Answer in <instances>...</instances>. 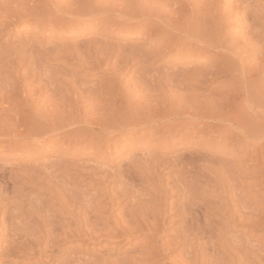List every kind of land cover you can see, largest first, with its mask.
I'll return each mask as SVG.
<instances>
[{
	"label": "bare ground",
	"instance_id": "1",
	"mask_svg": "<svg viewBox=\"0 0 264 264\" xmlns=\"http://www.w3.org/2000/svg\"><path fill=\"white\" fill-rule=\"evenodd\" d=\"M26 1L27 0H0V10L5 11V13L10 12L12 7H14V6H10L11 9L8 6H9V4H14L15 10H17V11L14 12L15 11L14 9H13V11L12 10L11 11L14 12L15 14H19L20 8L22 6H25L26 9H24L23 12H27L30 9L29 14H31L30 16H32V17H34L37 14L36 16L39 15L38 17H40V18L49 17V19H47V20H52V21L54 19L59 18L60 21L62 20L64 22L67 20L66 18L72 19L73 20L72 22H74L75 19L81 18V17L85 18L86 16L88 17V15H89V17L90 16L91 17H97V16H101L104 14H107L108 16L114 15V16H117V18H126V19H130V18L131 19H139V18H141V20L142 19L143 20L148 19L150 21H147L146 23H141V24H143L142 26L148 25V23L152 24L150 31L155 30V32H157V30L159 28L161 29L162 28L161 26L165 25L164 23H166V24H168V27L171 28L172 32H174L176 34L174 37H171V36H173L172 33L169 36L168 30H167L168 27H166L167 29L164 27L165 28L164 32L166 33V31H167V35L169 37H171L172 39L176 37L177 40H181V38L180 39L177 38L178 35H182L181 37L184 36L185 38H194V40L197 41V42H195L196 44H198V42H199V43L207 45V47H209L211 49V53H212V49H221L223 47V45H225L226 43L229 42L228 41L229 39L227 38L229 36L228 30L225 29V30H227L226 33L228 34V36L226 33L223 32V31H225L224 28H227L228 27L227 25H229V24H227L228 21L225 22L224 20H223L224 23H222V19H224V17H223V14L222 15L219 14V10H220L221 6L219 7V1L218 0H211L208 3L206 2V0L204 3L202 2V0H193L196 3L192 2V0H186L184 2H181V0H108L109 2L113 1L114 5L111 3L113 6L111 5L110 8L106 7V8H101V9H99L98 5L100 4V6H101L102 5L101 3L105 0H59V1L57 0L58 2H56V3L52 2V1H56V0H45V1L43 0V2H44L43 4H42V1L40 0L41 1L40 6H42V8H41V11L39 9L38 12L36 10L38 8L36 6H34V4H32L31 1L30 2H31L32 6L30 5V3L29 4L27 3L28 5H26L25 4ZM36 1L38 2V0H36ZM225 1H227V0H225ZM178 2H181V4L179 6L173 8L172 5L176 4ZM103 3L107 4V2H103ZM220 3H222V2H220ZM241 3H243V2H241ZM223 4H224V2H223ZM248 4H249V6H251L254 3L251 5H250V3H247V5ZM2 5H4L5 7H2ZM35 5H39V2ZM74 5L75 6L78 5V6L75 7ZM232 5H233L232 0L231 1L229 0L228 6H225V7L231 8ZM237 5H240V3H238V4L236 3L235 6H237ZM243 5H246V3ZM27 6H30V7H27ZM95 6H97L98 8ZM255 6L257 7V5H255ZM258 6H259V4H258ZM200 7L202 9H207L205 11L208 12L207 13L208 16H205V14H203V15L200 14V12H202V10L200 11ZM256 7L254 8L252 6V8H254L253 9L254 11L256 10ZM185 9L187 11L184 14L183 11ZM232 9H234V8L232 7L231 10ZM240 9H239V11H241ZM225 10L228 11V9H225ZM258 10H259V8H257V13L259 14V16L261 18L263 10L262 9H260L261 11L259 10L261 13H259ZM205 11H203V12L205 13ZM232 11L233 12H230V13L234 14L235 11L234 10H232ZM20 12H22V10ZM250 13H252V12H250ZM250 13L248 12L246 14L248 15ZM33 14H35V15H33ZM169 14H171V17L168 16V18H167V15H169ZM258 14H256V16H258ZM174 15H177L175 20L173 18ZM227 15H229V14H227ZM250 15L252 16V14H250ZM256 16H255V18H257ZM259 16H258V18H259ZM263 16H264V13H263ZM38 17H36V20ZM250 17H248V18H250ZM253 17H254V15H253ZM253 17H251V18L253 19ZM169 18H171V19H169ZM172 18H173V20H172ZM225 18H227V16ZM188 19L191 22L193 21V24H194L193 27H192V23H190V21L188 22ZM18 20H19V18H18ZM77 20H80V19H77ZM258 20L254 21V22L256 25L260 24V28H261L262 23L259 22L261 20H259V21ZM42 21H43V18H42ZM69 21H71V20H69ZM257 21L259 22V24H257L258 23ZM38 22H41V20ZM49 22H51V21H49ZM204 22L206 24H204ZM249 22H251V21H249ZM252 23L253 22H251L249 24L245 23V24H247L248 30H249V28L251 30V27H248V25L251 26ZM60 24L64 25V23H60ZM65 25L67 26L66 23H65ZM158 26H160V27H158ZM194 26L195 27L197 26L198 28H194ZM199 26H201V27H199ZM225 26H227V27H225ZM263 27L264 26H262V28ZM193 28H194V30L195 29H197V31L199 30V32H196V30H195L196 33L193 34L192 33V32H194ZM256 28L257 27H255V29ZM255 29H254V31L258 30V29H256V30ZM158 31H162V29L158 30ZM262 31L264 32V28ZM120 32H121V30H120ZM207 32L209 33L208 35H206ZM211 32H213L212 34H214V36H216L217 39H220V40L222 39L223 42L217 43L218 40L210 34ZM250 33L254 34L255 38L257 37L255 35L256 32L253 33V31L252 32L250 31ZM203 34H205V35H203ZM252 34H251V36H252ZM259 34H258V38H260ZM155 35H160V33L158 32ZM165 35L161 37L162 40L159 41L160 44L157 45V52L155 53V55L151 54L152 56H155L156 59L158 56L160 57V55L162 56V54H164V52L162 53V51H161L162 49L159 50L160 46H162L163 44H166L167 41H168V43H170V41H173V40L169 41V37H167V35L166 36ZM154 36H153V38H154ZM207 36L208 37L211 36V38H208ZM252 37L250 40H252ZM212 38H214L215 41L217 40L216 43ZM242 38H240V39H242ZM226 39H228L227 40L228 42H225ZM183 40L184 39L182 38V41ZM188 40H189V43H191V41H190L191 39H188ZM210 40H213V41H210ZM231 40H234V39H231ZM255 40L257 42H259L258 39H255ZM175 41H174V43H175ZM256 41H254V42H256ZM178 42H180V41H177L176 43H177V45L181 46V48L182 47L184 48L187 46V44H186L187 39H185L183 43L180 42L181 44H179ZM254 42H252V43L254 44ZM257 42L255 43L256 45H257ZM263 42H264V40H263ZM249 43H250V41H249ZM154 44H155V48H156L157 42L154 41ZM230 44L232 46V43H230ZM169 45H170L169 46L170 50H171V48L173 49L174 44L172 45L170 43ZM171 45H172V47H171ZM258 45H259V43H258ZM237 46L239 47V49L237 48ZM237 46L235 45V47L238 50H240L242 47V46H240V44L239 45L237 44ZM4 47H5V49H6V47L8 48V46L6 44ZM32 47L33 46L31 45V48ZM151 47H152V45H151ZM169 47H168V49H169ZM200 47H202V46H200ZM204 47H206V46H204ZM204 47H202V48H204ZM225 47H226V45H225ZM225 47H223V48H225ZM227 47H228V45H227ZM227 47H226V49H227ZM35 48L36 47H33L32 49L35 50ZM234 48H233V50H230V48H228L227 50H229L230 52H232V51L234 52L235 51ZM244 48H246V47L243 46V49L241 51H244ZM258 48L259 49L257 51L255 50L251 54H249L251 51L250 52L244 51L245 53L243 52L244 54H246V53L249 54V55L246 54L247 57L250 56L253 58V60H250L251 58L248 59L249 57L248 58L245 57L247 60L244 61L243 58L241 59L238 56L237 51H235L236 53L234 52L235 54L233 53L234 55H232L231 58H230L231 54L228 55V57L230 59H228L227 57H226L227 59L226 58L223 59L224 57L221 58L225 61L224 62L222 60L224 62V64L217 61L215 63H212L210 65V68H208V69L204 68V70H202V68L201 69L199 68L200 69V71L198 70L199 73L197 71H196L197 73L194 72L192 74H191V72H187L188 74H191L193 76L192 78H190L191 75H189L190 77L188 76V78H186V79H178V74H176L174 71H173L174 73H172V74L171 73L168 74L167 71H163L164 73H166V75L159 74V76H161V77H158V76H157L158 78L156 77V79H158L157 80L158 83H156V85H154V88L152 87L153 89H155V95L153 94L154 97H151V98H154L151 100V102H153L154 104H150L147 106L142 105L144 107H141V104L140 105L138 104L140 107L137 106V104H136V107H138V108L135 109V107L133 108V104L130 103L132 105V108L130 107L129 109H127L124 107V110L126 112L124 111L122 113L120 112V110H117V112H116L113 109H109V110L113 111V114H116L119 111L120 112L119 114H121V115H123V114L126 115L127 111L129 110L128 111L129 116L127 115V117H126L124 115L125 119L122 116L123 120H122V118H120L122 120V122H120V123H118L114 120L116 118L109 119L106 117L107 119H105L102 116L105 114V112L103 114V111L101 112L100 109L99 110L101 113L100 112L98 113V110H96L97 111L96 113L99 116L102 114L101 118L96 116V114L90 115L89 112H93L92 110H90V111L86 110L87 113L84 112V115H82V117H81V113H80V114H78L79 116L75 115L72 118L71 117L72 114L70 113V111H68L69 113L66 112L67 108L69 107L68 102H70L71 106L74 105V107L72 106L73 109L70 108L71 106L69 107L70 109H72L71 111H74V112L77 111V113H78L82 110V112H83V109H82L83 107L81 106L82 103L79 102V100L81 101L82 99H80V97H79V98H75V99H72L69 101L68 95H59L58 90H60V89L58 88L57 85H54L55 84V82H54L55 76L53 77L54 81L52 80V82H54V83H51L49 80V82H50V85H49V82L48 81L46 82V80H45L48 77V74L43 72V71H42L43 74H47L46 76L45 75L43 76L45 79H42L41 76H40L41 77V79H40L39 75L41 74V71L39 72L37 70L38 73H36L37 71L35 69H33L36 72H34L33 70H32L33 72H31L32 76H34L33 74H35V77L37 79L39 78L43 82V84L40 83L41 85H39L38 87L36 86L37 88L34 90H32V88L30 90L27 89L28 88L27 84L25 82H22L23 79H25V77H24V74L20 73L21 72L20 69H18L15 72L13 71L18 76L17 77V83L13 82V83H10L9 86H7L8 82H9V81L7 82L8 79H4L3 81L0 80L1 81L0 82V103L3 104L5 102H7V104H6L7 107L5 109H7V111L8 110L11 111V110L15 109L16 110L15 112L20 113L19 110L22 109L21 108V106H22V107H25L26 109H28V112L29 111L31 112L29 119H27L25 117L29 113L24 114V116L17 114L18 115L17 118L15 120L10 119L11 120L10 121L9 119H6V117H3V113L6 110L2 109L3 111H0V139L7 138L10 136V133L12 131L13 132L16 131L17 138H21L22 140L23 139L33 140L34 138H35L34 140H37L36 138H38V139L42 138L44 140V142L46 141L49 144V142H51V141L55 142L54 136L56 134H58L59 131L61 132L65 128L66 129L65 134L64 135L62 134V136H60V137H58V136H56V137H58L59 139L63 138L65 140V142H69V144L67 146L72 145V142H73L72 136L73 135H74V139H75L74 143H75V141L85 142V143L90 142V144L86 145L87 144L86 143L85 144L86 146H84V149H86V150L88 149L87 152L89 153V152H92L95 150L94 142H95V140H97V138L100 142V145H102L105 142V139H104L105 137H103L102 135L106 136V138H107L108 135L120 133L121 135L128 137L137 131L141 132L143 130H145V131L149 130L150 133H152L151 131L155 132L157 130H163V129L168 131L169 129H167L166 126L171 125L173 128H174V126L175 127L179 126L180 127V128L178 127L179 131L187 128L188 129L187 133L191 134L190 137H192V134L198 135L201 130H203L204 128L206 129V126H208V128L210 127V130L209 129H206V130L211 132L214 136L217 135L220 138L225 137L226 140L228 139L227 141H229V144L231 143L233 145V146H231L232 147V158L231 159H227V158L225 159L223 157L203 156L200 160H197V159L196 160H194V159L187 160L186 158H183L182 156H181V158H183V159H181L180 156L178 155L179 158L176 157L175 159H173L174 158L173 157V158H169L170 159L169 160V159H167L168 157H166V159L169 161L165 160L164 158L163 159L165 161L164 160L162 161V159H160V157H158V156L154 157L153 155L152 156L146 155V156L136 157L134 160H132L128 163H125V166H123V165H122L123 167L119 166V168L118 167L117 168H115V167L111 168V166L109 167L110 169H108V167L107 168L105 167L106 169H104L102 167H101L102 169H97L98 167L97 168L96 167H94V168L89 167L90 171H88L89 169L88 170L86 169L87 173H85L83 175V179L85 178L86 181H90L91 183H95V186L102 184V186H104V188H100V191L96 192L97 199H95L96 200L95 202L93 201L94 205L91 204V202H92L91 200H93L92 198H96V197H94V196H92V198L90 197L91 199H89V201H91V202L89 203V205L91 204L93 208H91L88 204L87 205L90 207L89 209L88 208L84 209V208L79 207L76 212H74L75 208H72L71 211H68L66 208V211L71 212V213L73 212L75 214L74 217L76 216L77 218L76 217L75 218L78 221L77 220L75 221V222H77L76 224L73 222L75 224V227L71 226L72 223L70 226L68 225L69 227H63L65 229L62 228L63 231L61 233H59V235H58L59 237H58L57 241H60L59 238L62 239V236H65V237L79 236L78 239H81V238L85 239L86 238V239H88V241H90V240L94 241V240H100L101 239V240H110V241L116 240L118 242H121L122 240H125V239H128V240L129 239H135V237L137 235L138 236H140V235L146 236V239H145L146 241L143 240L144 242L142 241L143 243L141 242L140 244L139 243L138 244L132 243L133 245L130 248L128 247L129 248L128 250L125 249L126 251H122V250L120 251L118 249V251H119L118 252L115 249L117 252H114L113 249H112L113 250L112 251V250L108 249V247L106 246L108 251L110 250L111 252L109 251V253L106 254L107 251L104 249L106 247L102 248V250L104 249L106 251V253H104V250H103V253L106 254V256L100 254L101 258H102V259L100 258L101 263H100V259H96V260L94 259L90 262V264H92V262H94V261H95V264H141L142 259L149 260L147 262L161 261L162 264H203L202 262L205 260L206 256L208 254L210 255V253H209L210 251H212V252H211V257L209 256L210 259L207 258V260L209 259L208 264H264V256H258L257 255L258 257H256V259L257 258L258 259H257V261H256V259H254L256 261V262H254V260L252 259V256L254 255V254L252 255V252H254V251H253L252 247H250L251 248V253H250L249 247L247 245L248 243L245 242L244 240L243 241L245 242V244L247 243L245 246H242L243 243L241 244L242 241H240V240L237 241L240 243L237 244V246H236L235 245L236 240H235L234 241L235 243H233L235 247H233V245H231V241L228 240L229 238L227 239L229 242L225 241V243H224V240L227 238V234H230L229 232L227 234L225 233L226 237L223 238L224 240L222 239L223 242H221L222 240L220 241V237H222L221 235H223L222 230L226 229V232H227V227H225V225H223L224 222L221 224V218H223V217L219 216V215H221V213L219 214L220 210L218 211L219 208L220 209L221 208H224V209L229 208V212L231 213L232 218L233 217L239 218L240 222H242V220H244V221L246 220L247 224L248 223L252 224L253 222L258 223V224L255 223V225L264 224V61H262V62L258 61L259 58H261V57H259V55L261 56L260 52H262L261 51L262 48L260 50V45ZM263 48H264V45H263ZM8 49L10 50V48H8ZM29 49H30V47H29ZM29 49L27 50V52L29 51ZM36 49L38 52H41V50L39 51V48H36ZM40 49H41V47H40ZM184 49L188 50L189 46H188V48H184ZM205 49L206 48L201 49V50H204V52H205ZM222 49L220 51H224V49L223 50ZM1 50L3 51L4 49H1ZM11 50H13V49H11ZM19 50H21V47ZM24 50L22 48V52ZM154 50L146 51L144 53L142 52L143 54L142 53L140 54L139 64H141L142 67L144 66L143 69L141 67V69L143 71L145 69L148 72L147 69L151 68V66H149L148 68H147V66L150 65V63L148 62L149 56H151L150 52L154 51ZM195 50H196V48H195ZM201 50H200V53H201ZM207 50H209V49H207ZM2 51H0V52L2 53ZM6 51H7V49H6ZM6 51L5 52L3 51V52L7 55L4 56L3 53L0 54L2 56V58H4V59L9 58V60L6 61V59H5L3 62V59L0 56V58H1L0 62L2 60V63H0V79L2 77L1 74L3 73V71H6L8 73V72H11L13 70L12 67H13L14 63L12 60H15V58L17 59V57L14 58L12 56L13 55V52H12V55H11L12 65H11V63L9 64L8 62L10 61V55L8 56L9 52H6ZM53 51H54V49H53ZM192 51L194 52L193 48H192ZM241 51H239L238 53L240 54ZM135 52H134V54H135ZM165 52H167V51H165ZM18 53L20 55V52H18ZM190 53H192V52H190ZM194 53H196V52H194ZM197 53L200 54L199 51H197ZM197 53L195 54L196 56H197ZM207 53L210 54V52H207ZM207 53H205V54L207 55ZM51 54H52V52H51ZM64 54L65 53H63V55ZM67 54H68L67 55V57H68L69 53H67ZM156 54L158 55L157 57H156ZM169 54H170V52H169ZM218 54H220V53H218ZM24 55H25V53L22 54L21 56H24ZM30 55H31V53H30ZM32 55H33V53H32ZM48 55H50V53ZM73 55H75V54H73ZM21 56L18 57V59H20L19 60L20 63H22L24 61L23 59L26 58L25 57L26 55L24 56L25 58H22ZM51 56H50V59L52 60ZM57 56H59V54L56 55V57ZM71 56H72V54H71ZM78 56H80V54H78ZM152 56L150 57V60L155 59V58L153 59ZM263 56H264V54H263ZM159 57H158V59H159ZM204 57L205 56H203V58ZM18 59H17V61H18ZM21 59L23 60L22 62H21ZM74 59H75V57H74ZM53 60H54V58H53ZM262 60H264V59H262ZM17 61H15V62L19 63ZM78 61H79V59H78ZM53 62H55V61H53ZM137 63H138V61H137ZM83 66H85V65H83ZM14 67L21 68L20 65H17V64H15ZM85 67H87V65ZM58 68L56 66V69H58V71H59L58 74H60V71L62 69L59 66H58ZM54 69L52 70L53 73L55 71ZM159 69H156V71H158ZM87 70H89V69H87ZM52 71H50L51 73H49V75L53 74ZM146 71H144V72H146ZM177 71L181 72L180 70H177ZM160 72L163 73L162 71H158V73H160ZM182 72H181V74H183ZM61 73H62V71H61ZM54 74L56 75L57 71ZM28 75H30V74H28ZM28 75H27V77H28ZM185 75H186V73H185ZM51 76H53V75H51ZM182 77H184V76H182ZM31 78H33V77H31ZM146 78H147V76H146ZM165 78L167 80L166 83L163 82ZM50 79H52V77H50ZM55 79L57 81V79H59V77L57 76ZM156 79H155V81H156ZM219 79H224V80L221 82L219 81L218 86H220V84H222L224 82H226V84H223V85H227V82L229 81V84L227 85V88H225V89L228 90L229 93L230 92H232V93L228 94V92H227L228 95H226L225 97L220 96V99L217 102H216V100L218 99V97H217V99L215 98L216 99L215 100L214 97L212 98V96H211L210 98L215 100V101H213L215 104H213L211 102V100H212L211 99L209 102L210 104L212 103L211 106L209 103H207L208 101L206 102L207 105H205L204 99L207 100L208 98H205L203 96L204 99H202V100H204V101L202 102L200 100L201 98L199 95H198L199 96L198 97L195 94H193L195 92L196 87L199 88L200 86L202 87V85H204L206 88H212L211 85H213L214 83L217 84V81ZM67 81L70 82V79ZM67 81H65V82H67ZM36 82H38V81L36 80ZM61 82H63V81H61ZM73 82L75 83V81H73ZM151 82H153V81H151ZM45 83H47L48 85ZM70 83L67 82L64 85L66 87V88L64 87L65 91H70V89L73 87V91L76 94H78V92H79L78 87L79 86L78 85H77V87L74 86L75 84H77V81L75 84H73V83L70 84ZM52 84H53V86H52ZM143 84L144 83H142V85ZM87 87H89V86H87ZM150 87H151V85H150ZM223 87L224 86H222L221 88H223ZM167 88H170L173 90V93H174V94L172 93L173 96H171L172 94L168 93L171 91L167 90ZM46 89L48 90V92H50V95L48 94L49 96L46 97L47 99L43 98V94H45ZM226 90H225V92H226ZM60 91H62V90H60ZM87 91H88V88H87ZM91 91H95V90H91ZM81 92H79V93H81ZM96 92L98 94V91H96ZM88 93L89 92H87V94L86 93L85 94L88 95ZM211 93L213 94V91H211ZM214 93H216V92H214ZM222 93H223V91H222ZM94 94H96V93H94ZM99 95H101V94H99ZM143 96H145V95H143ZM143 96H142V98H143ZM168 96H170V97H168ZM214 96L216 97V95H214ZM86 98H87V96H86ZM86 98L84 97L83 99L88 101L89 100L88 98H90V97H88L87 99ZM90 99H92V98H90ZM140 99H141V97H140ZM108 101H110V100H108ZM108 101H107V103H108ZM82 102H83V100H82ZM111 102L115 104V102H113V101H111ZM111 102H109V103H111ZM147 102H145V103H147ZM149 102H150V100H149ZM149 102L147 104H149ZM94 104H96V103H94ZM83 105H85V103H83ZM10 106H12V107H10ZM104 106L105 105H103V108H104ZM125 106H127V105H125ZM95 107H93V108H95ZM19 108H21V109H19ZM85 108H87V107H85ZM120 108H122V107H120ZM202 108L204 110H202ZM109 110L107 111V109H106L107 112H109ZM94 111H95V109H94ZM111 111H110V115H112ZM63 112H66L67 114H71L70 116H68V118L69 117H71V118L67 124L62 123L60 121L61 124H64V126L61 125V128H58L57 126L60 125V124H58L59 122H57V121H59L58 116L63 114ZM140 112L143 113V116L139 115ZM5 113H7V112H5ZM206 113H208L210 116L208 115L209 117H207ZM55 116H57V117H55ZM52 117H55L56 120ZM66 117H64V118H66ZM52 120H54V122ZM61 120L63 122H65L63 119H61ZM50 121H52V122H50ZM98 123L103 124V127L102 128H99L98 126L96 127V124H98ZM142 123L144 124V127L140 128L139 126ZM10 125L11 126L13 125L14 127L9 128ZM40 125L43 126V128H40ZM81 125L84 126L85 129L87 127L88 131H86L84 129V127H81ZM19 126H23V129L18 130ZM178 128H174V130H176V129L178 130ZM17 130H18V132H17ZM97 130H99L100 133H97L96 132ZM174 130H169V131L174 132ZM235 132L238 134L237 135L238 137H234L233 134ZM40 134L41 135L45 134V135L41 137ZM79 134H81V136H79ZM37 136H39V137H37ZM184 137H185V135H184ZM193 138H195V137H193ZM106 140L108 141L109 139H106ZM62 142H63V140H62ZM99 142H98V144H99ZM189 142H191V141H189ZM189 144H191V143H189ZM227 145H228V142H227ZM249 145L252 146L251 149H249V147H250ZM51 146H53V143L51 144ZM72 146H74V145H72ZM66 151H68V150L66 149ZM96 151L98 152L99 150H96ZM79 152H81V151H79ZM97 152H95V153H97ZM194 152L189 151L186 148V150L182 153H188V154L194 155ZM195 154L197 157L198 154L197 153H195ZM95 155H97V154H95ZM191 155H189V156L192 158ZM172 156H177V155L172 154ZM199 156H202V154ZM95 157L99 158V156H95ZM171 159H173V160H171ZM105 161H103V162L105 163ZM200 161H201V163H200ZM162 167H165V168L163 169ZM166 169L177 170L178 175L174 176L175 175L174 173H173L174 174L173 175L172 173L169 172L167 178L162 176L163 175L162 171L166 170ZM173 170H170V171H173ZM164 172L166 173L167 171H164ZM208 172L215 174V177H214L215 180H214V178L213 179L210 178V180H209V174L210 173L208 174ZM170 174L172 176H169ZM213 176L211 175L210 177H213ZM207 177H208V179H207ZM144 178H146V179L144 180ZM85 180H83V181L85 182ZM146 184L148 186H146ZM258 184H259V186H258L259 189L258 190L256 189L257 191L254 190L253 193H256V195H254L251 190L253 187L254 188L257 187L256 185H258ZM91 185L94 186V184H91ZM112 185H115L116 187H111ZM149 185H150V187H152V189L149 188ZM97 188H98V186H97ZM101 189H102V191H101ZM156 190H160V191L158 193H155ZM220 195H223L222 197H224L226 199V201L224 203L221 202L222 204L216 200V199H218V196H220ZM255 196H256L257 200L255 199ZM101 205H104V207H101ZM108 205H109V207H107ZM115 208L116 209L122 208V209L118 215L113 216ZM232 208H234V209H232ZM237 208H240V209L235 210ZM241 208L244 210L242 211ZM252 208L253 209L255 208L256 215L251 212ZM257 208H259V210H256ZM105 209H108L111 211L112 218L110 217L111 219H109V221L108 220L107 221L110 222V220L114 219V220H112L114 223V224L112 223L113 225L106 222V220L102 221V217H101V215H99V213H101V214L106 213L107 210L104 211ZM253 209H252V211H253ZM64 211H65V209H64ZM231 216H230V218H231ZM256 216H258V217H256ZM259 216H260V218H259ZM204 217L206 219V221H205V219H203L205 223L201 222L202 218H204ZM261 218H262V220H260ZM237 221H238V219H237ZM64 224L66 225V223H64ZM67 224H70V223L67 222ZM177 224H180V226H178V228H177L176 232L178 233V236L175 238V240L174 241H168V240L164 239L163 235L165 234L166 230L171 228L174 225H177ZM222 225L224 226V228ZM53 231L56 232L54 230V228L52 229L51 233H53ZM218 231H219V233H221V235L219 236V241L217 240L218 236H216V238L213 236L214 234L219 235V233L217 234ZM214 232H216V233H214ZM206 233L207 234L209 233L208 236L210 237L209 238L210 240L207 239L209 241H206V239H204V238H206L205 237V235H207ZM82 235H84L85 238H83L84 236L80 237ZM51 236L53 237L52 234L50 235V238H52ZM22 237L24 238L23 235H22ZM22 237H20V238H22ZM35 237H37V236H35ZM213 237L216 239L215 241L213 240L214 239ZM23 238H22L23 242L21 241V243H16V242H14V240H12L13 243H10L11 241L8 243H5V244H11V245H6V246L4 245L2 252H4L3 255H5V256L3 257V260L7 261V259H8L7 255H8V253L10 255V252H12V250L16 251L19 249V252H20V249H21L22 250L20 252L21 255L24 254V252H25L24 248L26 247V249H28L27 246H29V245L26 242V241H28V238L26 240ZM39 238H40V236H39ZM56 238H57V235H56ZM36 239L38 240V238H36ZM51 240H53V239H51ZM203 240H205L206 242H204ZM62 241H60V242L62 243ZM198 241L199 242L203 241V242L198 243ZM39 242H37V245H40ZM41 242H42V240H41ZM51 242H53V241H51ZM54 242L56 244L59 243V242L57 243L56 240H54ZM54 242H53V244L51 243L53 246H55ZM95 242H97V241H95ZM129 242H131V240H129ZM219 242L224 243V244H221ZM16 244H19V245H16ZM35 244H36V242H35ZM35 244L33 246H36ZM52 245H51V247H53ZM42 246L40 245L41 249H42ZM236 247H238L237 251L235 250ZM35 248H38V250H39L38 246H36ZM118 248H120V246ZM53 249H55V248H53ZM30 250H31V248H30ZM57 250H58V248H56V252H57ZM123 250H124V248H123ZM263 251H264V249H263ZM263 251L261 250L262 253H264ZM54 252H55V250H54ZM174 252H178V253L175 256H172V254ZM255 252H258V250ZM259 252L255 253V255L259 254ZM261 252H260V254H261ZM52 253H53V251H52ZM107 255H108V257H107ZM202 255L204 256L203 257L204 259H202L203 261L201 262ZM93 256L95 258V256H97V255L93 254ZM54 258H55V256H54ZM54 258H52V259H54ZM69 258L70 257H67V260ZM67 260L65 258V260H64L65 263H68L69 260L68 261ZM89 260H90V258H89ZM199 261H200V263H199ZM205 263L206 262H204V264ZM88 264H89V262H88ZM151 264H152V262H151Z\"/></svg>",
	"mask_w": 264,
	"mask_h": 264
},
{
	"label": "rangeland",
	"instance_id": "2",
	"mask_svg": "<svg viewBox=\"0 0 264 264\" xmlns=\"http://www.w3.org/2000/svg\"><path fill=\"white\" fill-rule=\"evenodd\" d=\"M30 1L32 2V4H34V6H36L38 8V9H36L37 12L39 9L41 11L42 6H40L41 5L40 3L42 1V4H43L44 3L43 0H41V1L38 0L39 5H35L38 3L36 0H34V1L33 0H27L25 2V4L28 5L30 3V5H31ZM58 1L56 0V1H52V2L56 3ZM184 1H186V0H183V1L181 0V2H184ZM210 1L211 0H206L207 3ZM218 1H219V7L221 6V8L219 10V14L220 15L223 14V17H224V19H222V23H224L223 22V20H224L225 22L228 21L227 24L230 25L229 26L226 24L228 27L225 26L227 28H224V30L225 29L228 30L229 36L226 33L227 30L223 31L224 33L227 34V36H228L227 38L229 39V40L226 39V41H225V42L229 41L228 42L229 44L228 43L225 44L226 47L228 45L227 49L230 48V50H233L235 45L237 46V44L238 45L240 44V46H242L240 50H238L239 49L238 46H237L238 49L236 47L234 49H235V51H237L238 56L241 59L243 58L244 61H246L247 60L246 58H248V57H249L248 59L251 58L250 60H253L252 57H250V56L247 57V55L253 53V51H255V50L257 51L259 49L258 47L260 45V50L262 48V50H261L262 52L259 51L261 53V56L259 55V57H261V58H259L258 61L259 62L264 61V60H262V59H264L263 58L264 57L263 56V54H264V48H263L264 32L262 31L264 28V27L262 28V26H264V22H263L264 21V16H263L264 0H240V1L237 0L238 2L236 0H232L233 5L234 4L236 5V3L237 4L240 3V5H241V6L240 5H237V6L232 5V7L234 8L232 10L235 11L234 14L230 13V12H233L231 10L232 7L231 8L225 7V6H228L229 0H227L228 2L225 0L224 1L218 0ZM103 2H107V4H104ZM103 2L101 3L103 5V6L101 5L102 7L100 6V4L98 5L99 9L106 8V7L110 8L111 5L113 4V1L109 2L108 0H105ZM181 2L173 4L172 7L175 8V7L179 6L181 4ZM192 2L196 3L193 0H192ZM202 2L204 3L205 0L204 1L202 0ZM220 2H222V3H220ZM223 2H224V4H223ZM241 2H243V3H241ZM252 2L255 5H257V7ZM245 3H246V5H243ZM247 3H250V5L251 4H253V5L249 6V4L247 5ZM257 3L259 4V6ZM10 6H14V7H12V9H11ZM76 6H78V5H76ZM252 6L254 8L256 7L255 11L253 10L254 8H252ZM2 7H5V6L2 5ZM8 7L12 11H13V9L15 10L14 4H9ZM27 7H30V6H27ZM95 7H97V6H95ZM257 8H259V10L260 9L263 10L261 18L259 16V14L257 13ZM24 9H26L25 6H22L20 8V10L18 9L19 14L21 13L20 15L14 13L17 10H15L14 12H12L10 10V12H6V13H5V11L0 10V45H1L0 51H2L1 49H4L3 51L5 52L7 49L6 52H9L8 56L10 55V61L8 63L9 64L11 63V65H12V61H13L14 65L17 64V65H20V67H21V68H16L13 65V67H12L13 70L11 71L12 73L11 72L7 73L6 71H3V73H4L3 74L1 72L2 77L0 80L3 81L4 79H8L7 82L8 81L9 82H8L7 86H9L10 83H13V82L17 83V77L18 76L14 72L17 71L18 69H20L21 70L20 73L24 74V77H25V79L22 78L23 79L22 82H25L27 84V87H28V88L26 87L27 89L30 90L32 88V90H34L39 85H41L40 83L43 84V82L40 80L41 77H42V79H45L43 76L44 75L46 76L48 74V77L45 79L46 82L47 81L49 82V80L51 83L55 82L54 85H57L58 88L60 90H62V91L58 90L59 95H68L69 101L72 99L80 97V99L83 100V102H82V100L81 101L79 100V102L82 103L81 106L83 107L82 108L83 112H82V110L78 113H77V111H75V112L71 111L73 109L72 106L74 107V105L71 106L70 102H68L69 107L71 106L70 108H72V109H70L68 107L66 112L70 111V113L72 115L67 114L66 112H63V114L60 113L62 116L61 115L58 116L59 121H57V122H59L58 124H60V125L57 124L58 128H61V125L64 126V124H61V122L67 124L69 122L70 118L71 117L73 118V116H75V115H78L81 113V117H82V115H84V112L87 113L86 110H89V111L92 110L93 111V112L88 111L90 115L96 114V116H98L100 118L103 116L105 119L116 118L114 120L116 122L120 123V122H122V120L125 116L127 117L128 113H129L128 112L129 110H128L126 115L125 114H123V115L119 114L120 112L122 113L125 111L124 107L129 109L130 107L132 108L131 104H133V108L135 107V109H136V108H138V107H136V104H137V106H139L141 104V107H144L142 105L147 106L150 104H154L153 102H151V100L154 99L151 97H154V95H155V89H153V88H154V85H156V83H158V81H157L158 79H156V77L157 76L161 77V76H159V74L166 75V73H164L163 71H167L168 74L169 73L172 74L175 72L176 74H178V79H186L192 73H194V72L197 73L198 70L200 71L201 68H202V70H204V68H206V69L210 68V65L212 63L217 62V61L224 64L225 61L223 59H225L226 57L228 59H230L232 57V55H234L236 53L235 51H234L235 52L234 53L233 51L230 52L229 50H227L225 45H223V47H225V48L222 47L224 49V51H220L222 48L221 49H212V53H211V49L209 47H207V45L198 42L199 45L201 44L200 46H202V47L206 46V47H204V48H206L205 52H204V50H201L204 48H202L198 44H196L195 42H197V41L194 40V38H185L184 36L181 37L182 35H178L177 38L178 39L181 38V40H177L176 37L172 39L171 37H174L176 34L174 32H172L171 28L168 27V24H166V23H164L166 26L165 25L161 26L162 27L161 29L163 32L158 31V30H161L160 28L159 29L157 28L158 29L157 32H155V30L150 31L152 24L148 23V25H145V26H142L143 24H141V23H146L147 21H150L148 19H146V20L142 19L141 20V18H139V19L117 18V16H114V15L108 16L107 14H104L105 16L101 15V16H97V17H91V16L89 17V15H88V17L84 16L85 18H83V17L77 18L80 20L75 19L74 22H72L73 20L69 19V18H66L67 20L65 22L62 20L60 21L59 18H57V19H54L53 20L54 22H53L52 20H47V19H49V17H46V18L42 17L43 18V21H42V18L38 17L39 15L36 16L37 14L36 15L33 14L36 17H38L36 20L35 16L34 17L30 16L31 15V14H29L30 9L27 12H23ZM225 9H228L229 12L226 11ZM239 9L241 11H239ZM21 10H22V12H20ZM201 10H202V12H200L201 15L205 14V16H208V14H207L208 12L205 11L207 9H202L200 7V11ZM259 10H258V12L261 13L260 12L261 10L260 11ZM186 11L187 10L185 9L183 11V13L185 14ZM203 11H205V13ZM247 11L249 13L252 12V13H250V14H252V16L250 14L247 15L246 14V13H248ZM227 14H229V15H227ZM256 14H258L259 18H258V16H256ZM249 15L251 17H253V15H254L253 19ZM168 16L171 17V14L167 15V18H168ZM226 16H227V18H225ZM245 16L247 18L248 17H250V18L247 19ZM255 16L257 18H255ZM17 17L19 18V20ZM176 17H177V15L173 16L174 20L176 19ZM173 18H172V20H173ZM169 19H171V18H169ZM258 19L261 21H259ZM40 20H41V22H38ZM69 20H71V21H69ZM244 20L245 21L247 20V21L245 22ZM253 20L254 21L258 20L259 22H261L262 23L261 28H260L259 22L257 21L258 23L257 22L256 23L259 25H256ZM49 21H51V22H49ZM189 21L190 20L188 19V22ZM249 21L253 22L252 25L254 26L253 27L252 25L251 26L248 25V27H251V30H250V28H249V30L251 32L253 31V33L256 32L255 33V35L257 36L256 38H255L254 34L250 33V31L247 28V24L251 23ZM60 23H64V25L60 24ZM65 23L67 24V26L65 25ZM190 23H192V27H193V25H194L193 21L192 22L190 21ZM245 23H247V24H245ZM204 24H206V23L204 22ZM158 27H160V26H158ZM164 27L165 28L168 27V29L166 28L168 30V35L170 36V34L172 33L173 36L169 37L167 35V31H166V33L164 32V29H165ZM199 27H201V26H199ZM255 27H257L256 29H258L257 31H254ZM194 28H198V27L194 26ZM194 28H193V30H194ZM120 30H121V32H120ZM195 30H196V32H199V30L198 31H197V29H195ZM195 30H194V32H192L193 34L196 33ZM158 32L160 33V35H155ZM164 33L167 35V37H169V41L173 40V41H170V43L172 45L174 44L173 45L174 47H173V49L171 48V50H170V47H169L170 43H168V41H167L166 44H163L159 48V50L162 49L161 51H162V53L164 52V54H162V56L160 55V57L156 54V57L157 56L159 57V59H158V57L156 59L155 56H152L151 54L155 55V53L157 52V45L160 44L159 41L162 40L161 37L165 35ZM212 33L213 32H211L210 34L214 38L217 39V37L214 36V34H212ZM257 33L261 34V35L259 34L260 38H258ZM208 34L209 33L207 32L206 35H208ZM251 34L253 37L251 36ZM203 35H205V34H203ZM153 36L155 39L153 38ZM250 36L252 37V40H250L251 39ZM182 38L184 40L187 39V42H186L187 46L184 48H188V46H189V49H188L189 51L187 49H184L183 47L181 48V46L177 45L176 42L177 41L181 42ZM208 38H211V36ZM214 38H212V39L214 40ZM240 38H242V39H240ZM188 39H191L190 40L191 43H189ZM231 39H234V40H231ZM255 39H258L259 42H257ZM184 40L181 43H183ZM213 40H210V41H213ZM217 40H218L217 43L223 42L222 39H221L222 41L220 39H217ZM154 41L157 42L156 48H155ZM174 41H175V43H174ZM216 41H215V43H216ZM249 41L251 44L249 43ZM254 41L257 42V45L259 43V45L257 46L255 44L256 42H254ZM180 42H178V43L181 44ZM252 42H254V44ZM230 43H232V46ZM5 44L8 46V48H10V50L7 47L5 49V47H4ZM31 45L33 47L39 48V51L41 50V52H38L36 48H35L36 51L33 50L32 49L33 47L31 48ZM151 45H152V47H151ZM172 45H171V47H172ZM243 46L247 48V49L244 48V51H246V52L251 51V52L249 54L246 53L247 55L244 54L245 52L241 51L243 49ZM20 47H21V50H19ZM29 47H30V49H29ZM40 47H41V49H40ZM168 47H169V49H168ZM22 48H23V50L24 49L26 50V51L25 50L23 51L26 55V56L24 55L26 58L24 56H21L22 54H24L22 52ZM192 48H193L194 52H196V53H197V51H199V53H200V50H201V53L200 54L197 53V56H196L195 55L196 53H194L192 51ZM195 48H196V50H195ZM11 49H13V50H11ZM28 49H29V51L27 52ZM53 49H54V51H53ZM207 49H209V50H207ZM16 50L18 52H20V55ZM150 50H154V51L150 52V55L152 56L153 59L154 58L155 59L150 60L151 56H149L148 62L150 63V65H148L147 68L149 66H151L152 69L151 68L147 69L148 72L144 69V71L147 72L146 73L142 70L144 68V66L142 67L141 64H139V56L142 52L144 53V52L150 51ZM164 50L167 51L168 53L165 52ZM3 51H2L3 55L4 56L7 55ZM50 51L52 52V54ZM239 51H241L240 54L238 53ZM12 52H13V55H12ZM134 52H135V54H134ZM169 52H170V54H169ZM190 52H192V53H190ZM207 52H210V54ZM2 53L0 52V54H2ZM30 53H31V55H30ZM32 53H33V55H32ZM47 53L48 54L50 53V55H48ZM63 53H65L64 54L65 56L63 55ZM67 53H69L70 57L69 56L67 57V55H68ZM205 53H207V55ZM218 53H220V54H218ZM58 54H59V56L56 57V55H58ZM71 54H72V56H71ZM73 54H75V55H73ZM78 54H80V56H78ZM230 54H231V56L229 58L228 55H230ZM11 55L14 58L17 57V59L19 56H21L22 58H25V59H23L25 62L21 59V62L22 61L23 62L20 63V61H19L20 59H18V61H17L16 58H15V60L11 61ZM50 56H51L52 60L50 59ZM203 56H205V57L203 58ZM74 57H75V59H74ZM1 58H2V56H1ZM53 58H54V60H53ZM77 58L79 59V61ZM221 58H223V59H221ZM2 59L4 62V60L6 58L5 59L2 58ZM7 60H9V58L6 59V61ZM15 61H17L19 63H16ZM53 61H55V62H53ZM137 61H138V63H137ZM0 63H2V60ZM83 65H85V66L87 65L88 68L83 66ZM56 66H57V68L59 66L62 69L61 70L62 73L60 71V74H58L59 68L56 69ZM141 67H142V69H141ZM33 69H35L36 71L38 70L39 72L41 71L42 75L38 74L39 77L41 76L40 79L39 78L37 79L35 77V74H33L34 76L31 75V72L34 71ZM53 69L55 70L54 73L57 71L58 75L57 74L55 75L53 73V71H52ZM87 69H89V70H87ZM156 69H159L158 71H162L163 73H161V72L158 73V71H156ZM177 70H180L181 72L183 71L182 72L183 74H181V72H178ZM36 71H34V72H36ZM38 71L36 73H38ZM42 71L47 73V74H43ZM50 71H52L53 74L49 75V73H51ZM187 72H191V74H188ZM185 73H186V75H185ZM28 74H30V75H28ZM27 75H28V77H27ZM51 75H53V76H51ZM57 76L59 77V79H57V81H56L55 78ZM146 76H147V78H146ZM182 76H184V77L186 76V77L184 78ZM31 77H33L34 79ZM50 77H52V79H50ZM53 77H54L55 81L53 80ZM192 77L193 76L191 75L190 78H192ZM69 79H70V82L73 84H75L77 81V84H75L74 86L77 87V85H78L80 87V88L78 87L79 92L82 91L83 93L78 92V94H76L73 91V87L71 88L72 90L70 89V91H65L66 87L64 85L67 82L70 83L69 81H67ZM155 79H156V81H155ZM36 80L38 82H36ZM52 80L54 82H52ZM150 80L153 82H151ZM223 80L224 79H219L217 81V84L214 83L213 85H211L212 88H206L204 85H202V87L200 86L201 88L198 86L199 88L196 87L195 92L193 94H195L196 96L199 95L201 98L200 100L202 102L205 100L204 101L205 105H207V103H209L213 97H214V99L215 98L217 99V97H218L217 100L215 99L217 102V101H219L220 96L225 97L226 95L232 93V92L229 93V91L225 89V88H227L229 81L227 82V85H223V84H226V82H224V83L220 84V86H218V82L219 81L221 82ZM61 81H63V82H61ZM65 81H67V82H65ZM73 81H75V83ZM50 82H49V85H50ZM163 82L164 83L167 82L166 78L164 79ZM142 83H144V84L142 85ZM45 84H47V83H45ZM86 85L89 87H87ZM150 85H151V87H150ZM52 86H53V84H52ZM222 86H224V87L221 88ZM87 88H88V91H87ZM91 90H95V91H91ZM167 90L171 91V92L167 91L168 93H170V94L173 93L172 89L167 88ZM225 90H226V92H225ZM96 91H98V94ZM211 91H213V94L211 93ZM222 91H223V93H222ZM87 92H89L88 93L89 96L86 95ZM214 92H216V93H214ZM227 92H228V94H227ZM94 93H96V94H94ZM45 94H43V98H46L47 96H49L50 92H48V90L46 89ZM99 94H101V95H99ZM173 94L171 96H173ZM143 95H145V96H143ZM214 95H216V97ZM86 96H87V98L90 97L92 99L88 98L89 100L86 101L85 99H83L84 97L86 98ZM142 96H143V98H142ZM203 96L205 98H208V99L207 100L204 99ZM211 96H212V98H210ZM140 97H141V99H140ZM168 97H170V96H168ZM202 99H204V100H202ZM214 99L211 100V102L213 104H215L213 102V101H215ZM108 100H110V101H108ZM149 100H150V102H149ZM107 101H108V103H107ZM111 101L115 102V104L112 103ZM147 101L149 102V104H147L148 103ZM109 102H111V103H109ZM145 102H147V103H145ZM83 103H85V105H83ZM92 103L93 104L96 103V104L93 105ZM3 104L0 103V109H1L0 111H3L2 109H5L7 107L6 106L7 102H5ZM211 104H210V106H211ZM103 105H105L104 108H103ZM125 105H127V106H125ZM10 107H12V106H10ZM85 107H87V108H85ZM93 107H95V108H93ZM120 107H122V108H120ZM21 108H19V109H21V110H19L20 113L15 112L16 111L15 109H13L11 111L8 110L9 112L7 111V109H5L6 111H4L3 117H6V119H9V120L10 119L15 120L18 115L24 116V114L29 113L27 115L28 117L25 116L27 119H29L31 112L30 111L28 112V109H26L25 107L21 106ZM94 109H95V111H94ZM99 109L101 110V112L103 111V114L105 112V114L104 115L101 114L102 116L101 115L99 116L96 113L97 112L96 110H98V113L100 112ZM106 109H107V111L109 109H113L116 112H117V110H120V112L118 111V113L115 112L116 114H113V111L109 110V112H107ZM202 110H204V109L202 108ZM110 111H111L112 115H110ZM5 112H7V113H5ZM70 115H71V117L68 118V116H70ZM139 115L143 116V113L140 112ZM208 115L209 114L206 113L207 117L210 116V115L209 116ZM63 116L64 117L67 116V117L64 118ZM122 116H123V118H122ZM55 117H57V116H55ZM55 117H52V118L55 119ZM120 118H122V120ZM61 119H63L65 122H63ZM52 121L54 122V120H52ZM52 121H50V122H52ZM142 124H140V126H139L140 128L144 127V124L143 125ZM97 126L99 128H102L103 124L98 123V124H96V127ZM10 127H14V126L10 125L9 128ZM81 127H84V126L81 125ZM178 127L179 126H177V127L174 126V128H178ZM40 128H43V126L40 125ZM166 128L169 130H174V128L171 125H167ZM179 128H178V130L177 129L174 130V132L169 131V130H168L169 131L168 132L167 130H164V129L163 130H157L155 132L151 131L152 133H150L149 130H147V131L143 130L141 132L137 131V132L131 134L130 136H128L129 138L124 136V135H121L120 133L108 135L107 138H106V136L102 135L103 137H105L104 138L105 142L103 144L101 143L102 145H100V142L97 138V140H95V142H94L95 150L92 152H89V153L87 152L88 149L87 150L84 149V146L90 144V142H88V143L86 142L87 143L86 144L85 142L75 141V143H74L75 139H74V135H73L72 136L73 137L72 145H74V146H72V145L67 146L69 144V142H65V140L63 138H60V139L58 138V137L62 136V134L63 135L65 134V131H66L65 128L61 132L59 131V133L61 135L57 132L58 134H56L54 136L55 142L54 141L49 142L50 145L48 144V142H46V141L44 142V140L42 138H39V139L36 138L37 140H34L35 138L33 140H30V139H28V140L23 139L22 140L21 138H17L16 131H14V132L12 131L10 133L9 137L0 139V250H1L0 251V254H1L0 255V264H63V263L64 264H85V263L88 264V262L90 264V262L92 260L100 259L101 255L106 256V254H108L109 251L112 249L114 250V252H117L118 249L120 251L121 250L126 251L133 244H135V243L140 244L143 240L146 241L145 240L146 236H144V235L141 236L140 234H139L140 236L137 235L135 237V239H129V240H131V242H129L128 239L122 240L121 242H118L116 240L110 241V240H101V239L100 240H94V241L93 240L88 241V239H86L84 235H82L80 237L84 236L83 238H85V239H82V238L78 239L79 236H73V237L62 236V239L59 238L60 241L63 240L62 243L60 241H57V240L59 237L58 236L59 233H61L63 231L62 230L63 227H69L71 225V223H72L71 226L75 227V224L77 223V222H75L77 220L76 219L77 217L76 216H75L76 218L74 217L75 214L73 212L71 213L68 211H71L72 208H75L74 209L75 211L74 210L73 211L76 212L79 207L84 208V209H86V208L89 209L90 207L93 208L91 204L94 205V202L96 201L95 199H97L96 192L100 191V188H104V186H102V184L97 185L98 186V188H97V186H95V183H91L90 181H86L85 178L83 179V175L85 173H87L86 169L88 170L89 167L90 168L91 167H93V168L98 167L97 169H102V168L106 169L107 167H108V169H110L109 168L110 166H111V168L112 167L113 168L114 167L119 168V166L120 167L125 166V163H128V162L134 160L136 157H141V156H146V155H151V156L153 155L154 157L158 156V157H160V159H162V161L164 159L167 160V159L173 158V157H174L173 159H175L176 157L179 158V156H180V158L182 156L183 158H186L187 160H189V159L200 160L203 156L223 157L225 159L226 158L227 159L232 158V147L231 146H233V145L231 143L229 144V141H227L228 139L226 140L225 137L220 138L217 135L214 136L211 132L206 130V129L210 130V127L208 128V126H206V129L204 128L203 130H201L198 135L192 134V137H190L191 134L187 133L188 132L187 128L180 130V131H179ZM22 129H23V126H19L18 130H22ZM84 129H85V127H84ZM18 130H17V132H18ZM85 130L88 131V128L86 127ZM96 132L100 133L99 130H97ZM44 135H41V137ZM184 135H185V137H184ZM233 135H234V137H238L237 136L238 134L236 132ZM39 136H37V137H39ZM56 136H58V137H56ZM79 136H81V134H79ZM193 137H195V138H193ZM61 139L63 140V142ZM106 139H109V140L107 141ZM189 141H191V142H189ZM98 142H99V144H98ZM227 142H228L229 146L227 145ZM52 143H53V146H51ZM189 143H191V144H189ZM249 146H250L249 149H251L252 146L251 145H249ZM186 148L189 151H192V152L195 151L194 155H191L188 153H182L186 150ZM66 149L68 151H66ZM83 150L84 151L86 150V151L84 152ZM96 150H99L100 152L98 151L99 152L98 153ZM79 151H81V152H79ZM95 152H97V153H95ZM195 153L198 154L197 157L201 154H202V156H199L197 158ZM95 154H97V155H95ZM172 154L173 155L176 154L177 156H172ZM189 155H191L192 158ZM93 156L94 157L99 156V158L98 157L94 158ZM166 157H168V158L166 159ZM183 158H181V159H183ZM173 159H171V160H173ZM169 160H167V161H169ZM103 161H105V163ZM200 163H201V161H200ZM162 168L164 169L165 167H162ZM170 170H173V169H170ZM170 170H168V169L163 170L162 176L167 178L169 172L172 174L174 173L175 174V175L173 174L174 176L178 175L177 170H173V171H170ZM88 171H90V169ZM164 171H167L168 173L167 172L165 173ZM209 173L212 176L213 175L214 176L210 177L211 175ZM208 174H209V180H210V178L213 179L215 177V174H213L211 172H208ZM169 176H172V175L170 174ZM145 179L146 178H144V180ZM207 179H208V177H207ZM83 180H85V182ZM214 180H215V178H214ZM91 184H94V186ZM146 186H148V185L146 184ZM256 186L257 187H255V188L253 187L254 189L252 188V190H251L252 193L254 192V190L257 191L259 189V187H258L259 184ZM111 187H116V186L112 185ZM149 188L152 189V187H150V185H149ZM101 191H102V189H101ZM159 191L160 190H156L155 193H158ZM253 194L256 195V193H253ZM92 196H94L96 198H92ZM222 196L223 195H220V196H218V199H216L219 203H221V202L224 203L226 201V199ZM90 197L93 199V200H91L92 202L89 201V199H91ZM255 199L257 200L256 196H255ZM90 202H91V204L89 205ZM101 207H104V205H101ZM107 207H109V205ZM63 208L65 209V211ZM66 208L68 211H66ZM68 208L69 209L71 208V209L69 210ZM121 209L122 208H119V209L115 208L113 216L118 215L120 213ZM232 209H234V208H232ZM238 209H240V208H237L235 210H238ZM252 209H251V212L256 215L255 208L253 209L254 212L252 211ZM219 210H220L219 214L221 213V215H222V216L221 215H219V216L223 217V218H221V224L223 222L225 223V224L223 223V225H225V227H227V232H226V229L225 230L223 229L225 231L224 232L222 230L223 235H221V233H219V231L217 232V234L219 233V235H215V234L213 235L212 234L215 238H216V236H218L217 237L218 241H219L220 235L222 236V237H220V241H221L223 238L226 237L225 233L227 234L229 232L231 235L227 234V238L225 240L223 239L224 243H225V241L230 240L231 245H233V247H235L233 244V243H235L234 241L236 240L235 245L237 246V244L240 243L237 241L240 240V241H242L241 244L243 243L242 246H245L248 243L247 245L249 247L250 253H251L250 247H252V249L254 251V252H252V255L253 254L255 255V253H258L259 251L261 252V250L263 251V249H264V226L263 225L264 224L255 225V223H257V222H253L252 224H249V223L247 224L246 220L245 221L242 220V222H240L239 218H234V217H233L234 219L232 218L231 213L229 212V208H225V209L219 208L218 211ZM243 210L244 209H242V211ZM256 210H259V208H257ZM104 211H106V213H103L104 215L101 213H99V215H101L102 221L106 220V222H108L109 219L112 218L111 211L108 209H105ZM229 215L231 216L232 219L230 218ZM256 217H258V216H256ZM259 218H260V216H259ZM203 219H205V217L202 218L201 222L205 223ZM237 219H238V221H237ZM112 220H114V219H112ZM112 220H110V222H108V223L112 224L113 223ZM260 220H262V218ZM205 221H206V219H205ZM67 222H69L70 224H67ZM64 223H66V225ZM178 226H180V224L174 225L171 228L167 229L165 234L163 235L164 239H166L168 241H174L175 238L178 236V233L176 232ZM52 227L54 228V230L56 232L53 231V233H51V231L53 229ZM223 228H224V226H223ZM63 229H65V228H63ZM214 233H216V232H214ZM51 234L53 235V237L51 236L52 238H50ZM208 234L205 235L206 238H204V239H206V241L210 240L209 239L210 237L208 236ZM22 235L24 236V238L22 237ZM34 235L37 237H35ZM56 235H57V238H56ZM39 236L41 239L39 238ZM20 237H22L25 240L28 238V241H26V242L30 247L27 246L28 249H26V247L24 248L25 252L23 255H21V253H20L22 251L21 249H20V252H19V249L16 251L12 250V252H10V255H9V253L7 255V258H8L7 261L3 260V257L5 256V255H3L4 252H2L4 245L5 246L11 245V244H5V243H8L10 241H11L10 243H13L12 240H14V242H16V243H21V241L23 242V240ZM36 238H38V240ZM215 238L213 239L214 241L216 240ZM51 239H53V240H51ZM207 239H209V240H207ZM41 240H42V242H41ZM54 240H56V242L57 243L59 242L60 244L59 243L56 244L54 242ZM223 240L221 242H223ZM243 240L247 243L245 244V242ZM34 241L36 242V244ZM51 241H53L55 243L54 244L55 246L52 245L53 242H51ZM95 241H97V242H95ZM203 241L206 242L205 240H203ZM203 241H200V242L202 243ZM37 242H39L41 246L43 245L42 249H41L40 245H37ZM200 242L198 241V243H200ZM221 242H219V243H221ZM224 243H221V244H224ZM34 244L39 247V250H38V248H35L36 246H33ZM50 244L53 247H51ZM16 245H19V244H16ZM106 246L108 247V249H110L109 251H108ZM119 246L121 249L118 248ZM104 247H106V248H104ZM122 247L124 248V250ZM30 248H31V250H30ZM53 248H55V249H53ZM56 248H58L57 252H56ZM102 248H104L107 251V253H106V251L103 249L104 253H106V254L103 253ZM237 249H238V247H236L235 250L237 251ZM54 250H55V252H54ZM257 250H258V252H255ZM52 251H53V253H52ZM211 252L212 251L209 252L210 255L208 254L207 255L208 257L206 256L204 261L202 260V259H204L203 258L204 256L202 255L201 262L203 261L202 262L203 264H204V262H206L205 264L209 263L208 260L210 259L209 256L211 257ZM260 252H259V254H256L255 256L253 255L252 259L254 260L258 256H264V253L261 252V254H262L261 255ZM177 253L178 252H174L172 254V256H175ZM93 254L97 255V256H95V258H94ZM54 256H55V258H54ZM67 257H70L68 259L70 262L67 260ZM107 257H108V255H107ZM52 258H54V259H52ZM65 258L68 261V263H65V261H64ZM89 258H90V260H89ZM207 258H209V259L207 260ZM101 259H100V263H101ZM257 259H256V261H257ZM147 261H149V260L142 259L141 264H151V262H152V264H162L161 261H156V262H153V261L147 262ZM256 261L254 260V262H256ZM93 263L95 264V261L92 262V264ZM199 263H200V261H199Z\"/></svg>",
	"mask_w": 264,
	"mask_h": 264
}]
</instances>
